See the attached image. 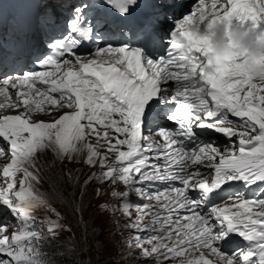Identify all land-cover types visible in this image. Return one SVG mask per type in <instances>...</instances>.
<instances>
[{
    "label": "snow or ice",
    "instance_id": "1",
    "mask_svg": "<svg viewBox=\"0 0 264 264\" xmlns=\"http://www.w3.org/2000/svg\"><path fill=\"white\" fill-rule=\"evenodd\" d=\"M133 2L123 0L119 10ZM216 3L209 26L252 27L264 39V0H225L219 9ZM80 12L41 71L0 79V109L15 111L0 115V204L18 225L9 236L8 221L0 218V264H47L35 250L39 226L51 239L71 231L52 206L56 192L36 188L35 160L44 149L68 160L84 152L82 163L95 169L84 183L98 178L111 186L113 213L126 218L117 223L129 250L138 249L137 264H264V194L213 199L232 181L264 187V81L243 71L246 52L213 57L209 43L194 39L188 26L205 21L199 0L196 15L175 21L166 56L151 59L140 49L111 45L80 56L73 49L88 31ZM155 99L175 105L168 118L176 127L145 134L142 116ZM41 113L52 118H34ZM196 128L220 133L229 144L199 140ZM133 194L143 203H133ZM41 209L52 215L38 222L34 213ZM231 233L249 246L223 251ZM64 247L69 264H83L74 240Z\"/></svg>",
    "mask_w": 264,
    "mask_h": 264
},
{
    "label": "rangeland",
    "instance_id": "2",
    "mask_svg": "<svg viewBox=\"0 0 264 264\" xmlns=\"http://www.w3.org/2000/svg\"><path fill=\"white\" fill-rule=\"evenodd\" d=\"M39 117L34 115L35 119L40 120L52 118ZM214 142L220 146L222 144L215 140ZM226 144H229V141L224 145ZM41 151L35 160V169H38L40 174V183L36 186L40 188V192L50 196L56 192L52 197V206L60 213V222L67 225L71 231H61L51 239L45 235L46 229L39 226L42 243L37 245L35 250L42 254L47 264H66L69 260L61 254L65 251V244L74 240L78 246V259L83 264H137L139 258L135 253L138 249L129 250L125 243L126 232L117 223L126 218L119 213H113L117 198L111 195V186L98 178L89 181L87 185L84 183L95 171L82 163L84 152L75 153L73 159L68 160L58 156L52 149ZM69 174L72 176V182L68 180ZM95 189H99L101 195H97ZM120 190H124L123 185ZM257 194H264V187L251 186L246 195L252 197ZM130 199L135 204L143 203L135 194ZM34 215L39 222L52 214L41 209ZM0 218L8 221L9 236L18 230L15 217L4 205L0 208ZM52 218L55 219V216Z\"/></svg>",
    "mask_w": 264,
    "mask_h": 264
},
{
    "label": "clouds",
    "instance_id": "3",
    "mask_svg": "<svg viewBox=\"0 0 264 264\" xmlns=\"http://www.w3.org/2000/svg\"><path fill=\"white\" fill-rule=\"evenodd\" d=\"M188 27L194 39L205 40L211 45L213 57L223 58L235 51L246 52V55L241 57L243 71L255 80L264 81V39L260 38L254 28H229V25L219 21L212 26L201 21Z\"/></svg>",
    "mask_w": 264,
    "mask_h": 264
},
{
    "label": "bare ground",
    "instance_id": "4",
    "mask_svg": "<svg viewBox=\"0 0 264 264\" xmlns=\"http://www.w3.org/2000/svg\"><path fill=\"white\" fill-rule=\"evenodd\" d=\"M30 1L34 2V5L37 4V3H40V0H30ZM49 1H51V0H45L44 4L47 5V3H48ZM174 1L176 2V0H174ZM183 1H185V0H183ZM189 1H190V0H186V1H185V2H187L186 6H187L190 10H192V11H191V12H188V13L185 14V15H194V13H193V9L198 7L199 2H195L193 5H191V4H189ZM210 1H211V0H205V2H207V3H209V4H210ZM217 1H218V0H217ZM116 2H117L118 5H122L123 0H116ZM95 3H96V5H98V6L108 5V3H107L106 0H95ZM162 3H163V2H161L160 4H162ZM179 3H180V2H177V4H179ZM209 4H208V5H209ZM175 5H176V4H175ZM59 9L62 10V7H60ZM183 11H184V10H183V7H181V6H175V7H174V4H173V5H170V6L168 7V9H163L161 6H158L157 13L152 17V19L149 21L148 25H149V27H152L156 20H158V19H167L168 17H170V13H171V12H175V13L173 14V20H175V21L181 20V19H183V17H184L185 15L182 16V15H179V13H180V14H183ZM205 13H206V8H205ZM165 27H167V25H166V21L164 20V21L161 23V26H157V31H160L161 29H163V28H165ZM124 34H125L124 38H125L126 36H133V35H134V33H130V32H125ZM240 59H241V58H240ZM241 61H242V59H241ZM9 62H10V61L7 60V63H9ZM242 62H243V61H242ZM6 69H14V67H13V68H7V67H6ZM4 74H5V71H4V70H0V76H3ZM6 76H11V74H6L4 77H6ZM254 82H258V81H255V80H254ZM170 84H172V81L169 82V85H170ZM2 100H4L3 97L0 98V102H3ZM7 111H8L7 114H15V111H14L13 109H7ZM10 112H11V113H10ZM38 115L40 116L39 118H41V117H48V116H49V115H46V114H43V113L38 114ZM53 115H56V113H53ZM221 148H222V147H221ZM41 153H42V151H41ZM44 153H45V152H44ZM45 154H46V153H45ZM47 159H48V158H47ZM36 166H37V165H36ZM39 175H40V174H39ZM36 188H37L38 191L40 192V188H39L38 186H36ZM40 193H43V192H40Z\"/></svg>",
    "mask_w": 264,
    "mask_h": 264
},
{
    "label": "trees",
    "instance_id": "5",
    "mask_svg": "<svg viewBox=\"0 0 264 264\" xmlns=\"http://www.w3.org/2000/svg\"><path fill=\"white\" fill-rule=\"evenodd\" d=\"M66 264H69V262H68V263H66Z\"/></svg>",
    "mask_w": 264,
    "mask_h": 264
}]
</instances>
